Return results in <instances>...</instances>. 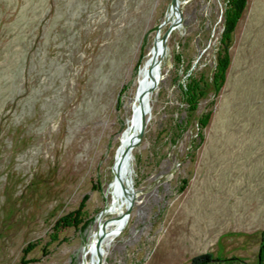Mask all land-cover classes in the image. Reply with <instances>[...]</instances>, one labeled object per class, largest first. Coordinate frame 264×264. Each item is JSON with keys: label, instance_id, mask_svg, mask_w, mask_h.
<instances>
[{"label": "rangeland", "instance_id": "rangeland-1", "mask_svg": "<svg viewBox=\"0 0 264 264\" xmlns=\"http://www.w3.org/2000/svg\"><path fill=\"white\" fill-rule=\"evenodd\" d=\"M168 2L0 0V264H95L125 206L111 162ZM224 5L178 0L128 158L129 215L101 264H264V0H245L215 91Z\"/></svg>", "mask_w": 264, "mask_h": 264}, {"label": "water", "instance_id": "water-1", "mask_svg": "<svg viewBox=\"0 0 264 264\" xmlns=\"http://www.w3.org/2000/svg\"><path fill=\"white\" fill-rule=\"evenodd\" d=\"M168 10H172L171 16H168L167 14ZM180 17L181 15H180V10L178 8V0H169L164 16L158 23V26H159L166 22V25L163 28L161 37H160L161 38V47H160L161 53L163 52L164 47H165L166 36L169 34L171 29L179 23ZM157 29L158 27L156 28V30ZM156 30L153 35V39H154V36L156 35ZM154 43H155L154 40H152L151 47L149 48V50H151L150 62L153 63V65L157 66L158 68H156V71H154V73L151 74L150 72L151 65L147 67L146 70L150 74V77L148 78L147 83L142 88H140L137 91L135 90L134 96H135V99H137V103L131 108V111L129 114V123L124 125V127L120 131V134H122L125 130L131 127L132 124H136L137 126L136 130L131 131L127 134V139L125 141L124 146H120L121 138H119V142L115 146L113 159L111 162V168L113 170V173L108 183L111 181L112 182L117 181L119 188L121 189L123 193H125L126 199H127L123 210L119 214L120 217L126 216L128 214V211H129L132 199H133V189L131 186V178H130V162L128 161V158L130 157V149L139 141L141 137V134L143 132V128L145 125V119H146L145 111L148 109L147 102L142 103L140 99L142 95L146 94V92L151 91L153 89V87L156 85L157 80L160 76L159 66H158L160 56H157V49ZM122 164L126 166V172H125L124 180L119 181L118 171ZM105 219H108V218H105ZM100 240H101V236H98L94 241V246L97 249V259H96L95 264H99L101 261V257L99 254Z\"/></svg>", "mask_w": 264, "mask_h": 264}, {"label": "trees", "instance_id": "trees-1", "mask_svg": "<svg viewBox=\"0 0 264 264\" xmlns=\"http://www.w3.org/2000/svg\"><path fill=\"white\" fill-rule=\"evenodd\" d=\"M245 5V0H225V5L223 8V20L222 29L219 38V47L216 51L213 69L211 71V83H213L214 90L217 91L219 86L222 84L225 76V70L229 62V55L227 51V41L229 39V34L233 29L236 20L240 16L241 10ZM200 78L188 77L187 80L181 85L179 84V90L182 95L183 100L186 102L189 109H193L196 103V99L202 94L203 88L199 82ZM209 115V110L201 112L196 122L199 126H203ZM76 212V211H74ZM73 213L68 212L67 214L61 215L56 223L58 225H67L73 221ZM195 264H205L206 259L200 258L194 262Z\"/></svg>", "mask_w": 264, "mask_h": 264}, {"label": "bare ground", "instance_id": "bare-ground-1", "mask_svg": "<svg viewBox=\"0 0 264 264\" xmlns=\"http://www.w3.org/2000/svg\"><path fill=\"white\" fill-rule=\"evenodd\" d=\"M167 14H168V16H171L172 15V10H168L167 11ZM166 23V22H165ZM165 23H163V24H165ZM163 24H161V25H159L158 26V29L156 30V49H157V56H160V47H161V35H160V27L163 25ZM178 25V24H177ZM176 25V26H177ZM175 26V27H176ZM174 28V27H173ZM172 28V29H173ZM166 38H167V36H166ZM166 38H165V40H166ZM164 49H165V47H164ZM150 57L147 59V61L145 62V64H148L149 62H150ZM159 61H160V59H159ZM159 63V62H158ZM156 68H157V66H153V69H152V72H151V74H153L154 73V71H156ZM160 77V76H159ZM158 80H159V78H158ZM158 80H157V83H158ZM157 83H156V85H157ZM156 85L154 86V87H156ZM154 87H153V89H154ZM152 91V90H151ZM151 91H148V92H146V94H144V95H142V97H141V99H140V101L143 103V100L144 99H146L147 98V96H148V94L151 92ZM145 121H146V119H145ZM136 124H132V126L131 127H129L127 130H125V133H126V135L129 133V132H131V131H134V130H136ZM127 139V138H126ZM126 139H123L122 141H121V144H120V146H123L124 144H125V141H126ZM131 150V149H130ZM111 171H112V173H113V170H112V168H111ZM125 172H126V167H125V165H121L120 166V168H119V173H118V179H119V181H123L124 180V177H125ZM132 186V185H131ZM117 188H118V182L116 181V183H115V193L117 192ZM121 198V197H120ZM126 201H127V199H124V200H122V202L124 203L125 202V204H126ZM102 212V209H101V211H100V213ZM99 213V214H100ZM128 215L129 214H127L126 216H123V217H121V218H115V219H110V220H108L107 222H106V227H105V230H104V233H101V234H99L98 236H101V240H100V243H99V250H103L104 248H106L109 244H110V242H111V240L114 238V236H116L117 234H116V232H118L119 230H120V228L125 224V222H126V220H127V217H128ZM97 236V237H98ZM96 237V238H97ZM95 238V239H96ZM95 239L93 240V245H94V241H95ZM94 248H95V246H94ZM96 249V248H95ZM96 252H97V249H96ZM100 257H101V261H102V256H101V254H100ZM101 261H100V263L99 264H101Z\"/></svg>", "mask_w": 264, "mask_h": 264}]
</instances>
